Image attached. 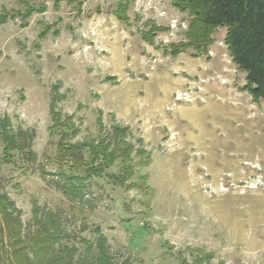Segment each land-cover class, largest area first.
<instances>
[{"label": "rangeland", "instance_id": "1", "mask_svg": "<svg viewBox=\"0 0 264 264\" xmlns=\"http://www.w3.org/2000/svg\"><path fill=\"white\" fill-rule=\"evenodd\" d=\"M125 2L0 0V191L25 227L36 206L61 217L77 257L81 239L104 235L117 264H264V101L244 90L226 28L210 58L173 55L188 15L174 0H128L121 19ZM29 6L43 11L23 17ZM57 113L79 129L67 141L117 155L78 194L58 185L70 170ZM1 127L17 146L8 154Z\"/></svg>", "mask_w": 264, "mask_h": 264}, {"label": "trees", "instance_id": "2", "mask_svg": "<svg viewBox=\"0 0 264 264\" xmlns=\"http://www.w3.org/2000/svg\"><path fill=\"white\" fill-rule=\"evenodd\" d=\"M128 4V0L120 3L114 13L121 19H127ZM174 4L188 15V28L185 31L186 41L172 44L171 53L178 55L193 49V57L210 58L209 48L214 44L215 32L219 28H226L224 43L229 56L233 64L247 75L244 90L249 92L254 102L264 101V0H174ZM36 11L42 12L43 9L29 6L22 16L27 18ZM6 18L0 16V22H5ZM154 30L165 29L155 26ZM144 37L150 43L154 42L153 35L146 34ZM101 114L102 111L99 120ZM67 118L62 119L58 113L54 114V124L51 126V133L60 130L62 134L58 144L59 160L61 166L68 165L70 170L68 182L58 185L67 193L78 194L83 188L82 181L102 174L117 155L115 151L108 152L106 145L101 150L99 144L93 142L79 144L67 141V138L79 132L72 115ZM1 123L4 126V122ZM127 129L115 126L113 131L125 134ZM1 134L5 141L3 151L8 154L10 149L17 147L14 137L4 128ZM104 141L102 139V143ZM128 145L120 154L124 160L133 148L132 144ZM86 147L90 150L87 156L81 153L82 148ZM132 174V167L127 165L123 176ZM61 175H65L63 170ZM114 178L121 181L119 177ZM142 183L140 186L146 191L147 186L144 181ZM52 213L36 206L32 220L25 227L21 210L6 193L0 191V264H117L104 235L98 237L96 245L81 239L88 253L77 257L79 249L68 242L70 235L65 232L61 217Z\"/></svg>", "mask_w": 264, "mask_h": 264}]
</instances>
